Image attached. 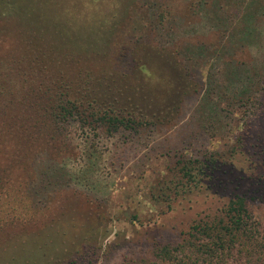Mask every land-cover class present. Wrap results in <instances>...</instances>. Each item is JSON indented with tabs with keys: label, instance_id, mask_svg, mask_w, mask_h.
I'll use <instances>...</instances> for the list:
<instances>
[{
	"label": "rangeland",
	"instance_id": "obj_1",
	"mask_svg": "<svg viewBox=\"0 0 264 264\" xmlns=\"http://www.w3.org/2000/svg\"><path fill=\"white\" fill-rule=\"evenodd\" d=\"M256 1V25L244 30L238 0L135 1L127 18L142 12L138 22L151 34L133 47L165 55L164 48L175 45L177 59L200 70L193 78L198 90L184 95L165 123L107 134L71 120L72 149L58 161L44 152L34 159L38 181L29 186L27 203L32 219L2 234L0 264L150 258L156 247L181 240L193 220L218 213L237 195L245 198L264 243V0ZM12 25L0 19V44L15 48ZM121 31L122 44L132 41ZM60 52L66 59L73 47L62 43ZM108 55L111 60V49ZM234 69L247 86L227 87ZM211 158L218 160L211 178L191 189L177 184L178 161ZM57 170L62 176L50 179ZM46 176L49 183L40 185ZM259 251L243 254L239 263L264 264V244Z\"/></svg>",
	"mask_w": 264,
	"mask_h": 264
},
{
	"label": "trees",
	"instance_id": "obj_2",
	"mask_svg": "<svg viewBox=\"0 0 264 264\" xmlns=\"http://www.w3.org/2000/svg\"><path fill=\"white\" fill-rule=\"evenodd\" d=\"M135 1L0 0V19L12 22L17 40L15 48L0 44V237L30 223L28 189L38 181L34 159L44 152L58 161L72 149L71 120L107 134L165 123L176 115L184 95L198 90L193 78L200 70L181 63L175 45L163 47L165 55L133 47L151 34L140 21L142 12L127 18ZM254 3L258 7L259 1L238 0L243 30L256 25ZM121 30L132 41L122 44ZM90 38L93 43L87 42ZM62 43L73 47L66 59L58 53ZM110 49L111 60L106 57ZM121 65L126 71L119 70ZM229 81L230 88L248 85L236 69ZM217 162L178 161L177 184L199 187L212 177ZM61 176L57 170L50 179ZM46 177L40 185L49 183ZM206 217L193 220L174 245H160L150 258L124 264H240L243 254L250 258L261 252L264 243L243 196L230 198ZM61 264H77V258Z\"/></svg>",
	"mask_w": 264,
	"mask_h": 264
}]
</instances>
